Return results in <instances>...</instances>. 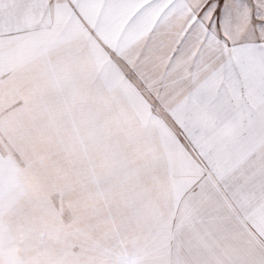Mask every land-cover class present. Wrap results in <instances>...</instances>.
Returning <instances> with one entry per match:
<instances>
[{"label":"snow or ice","instance_id":"snow-or-ice-1","mask_svg":"<svg viewBox=\"0 0 264 264\" xmlns=\"http://www.w3.org/2000/svg\"><path fill=\"white\" fill-rule=\"evenodd\" d=\"M0 264H264V0H0Z\"/></svg>","mask_w":264,"mask_h":264}]
</instances>
